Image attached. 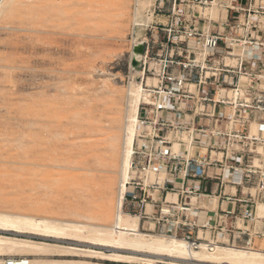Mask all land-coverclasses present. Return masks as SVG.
Instances as JSON below:
<instances>
[{
    "label": "rangeland",
    "instance_id": "obj_1",
    "mask_svg": "<svg viewBox=\"0 0 264 264\" xmlns=\"http://www.w3.org/2000/svg\"><path fill=\"white\" fill-rule=\"evenodd\" d=\"M155 3L146 13L153 18L145 14L139 18L144 25L137 26L147 40L165 20L153 13ZM136 7L135 0H15L0 12L1 210L114 221ZM209 9L202 14H212ZM82 10L90 13L81 23ZM40 11L50 12L44 22L37 20ZM146 77L158 83L155 76ZM254 122L251 134H258ZM123 226L140 231L124 217ZM258 248L264 249V241ZM70 258L122 264L87 255Z\"/></svg>",
    "mask_w": 264,
    "mask_h": 264
},
{
    "label": "built area",
    "instance_id": "obj_2",
    "mask_svg": "<svg viewBox=\"0 0 264 264\" xmlns=\"http://www.w3.org/2000/svg\"><path fill=\"white\" fill-rule=\"evenodd\" d=\"M234 1L156 0L153 13L169 18L168 25L156 26L166 36L143 42L141 68L158 83H146L149 101L137 118L124 208L143 224L153 221L155 232L181 236L191 249L258 248L264 241V217L256 218L257 202H264V5L257 3L264 0H250L246 8ZM211 6L215 16L203 15L201 9ZM224 9L236 15L223 18ZM212 24L217 32L209 30ZM221 53L236 62H217L214 57ZM124 78L130 81V74ZM251 121L261 126L258 135L251 136ZM208 150L224 151L233 163L226 169L227 182L248 189L241 198L226 195L238 206L223 210L213 224L200 222L199 213L210 209L193 204L194 196H214L202 195L198 186L207 177L206 167H223ZM214 175L223 178L222 172ZM26 257L0 256V264H32Z\"/></svg>",
    "mask_w": 264,
    "mask_h": 264
},
{
    "label": "bare ground",
    "instance_id": "obj_3",
    "mask_svg": "<svg viewBox=\"0 0 264 264\" xmlns=\"http://www.w3.org/2000/svg\"><path fill=\"white\" fill-rule=\"evenodd\" d=\"M14 1L0 0V12ZM154 1L135 0L137 13L132 33L133 48L136 44L147 40L141 36V31L137 30V26L144 25L139 22V18H142L147 12H151L150 7ZM91 5V3L85 4V6ZM207 8H211L209 10L214 12L213 16H215L216 11L213 6ZM57 10L61 11V9ZM201 12L206 13L205 9H201ZM81 13H83V16L80 17L82 23L86 20V13L90 12L87 10L85 13L82 10ZM146 15L150 20L152 16ZM151 15L153 14L151 13ZM37 16L39 22H44L50 17V12L40 11ZM95 23L96 29H99L97 21ZM249 50V47L244 49L247 54ZM135 57L140 60L143 58L142 55H136L134 49H131L130 81L127 86L128 110L124 123L120 181L114 221L110 224H96L0 209V256H28L31 258L32 264H101L70 258L81 255L122 264H264V249L236 247L230 244H217L214 251L207 250L205 245L201 249H191L181 236L155 232L153 231L155 229L153 221L142 224L139 215L125 210L126 195L131 189L129 186L132 173L131 155L137 133V118L141 105L149 101L145 89L146 83L148 85L151 83L150 79L146 77V71L142 70L141 73V70L132 64ZM140 73L142 80L137 81L136 78ZM259 128L261 129V127ZM254 135L258 134H251V136ZM180 146L181 143H175V150H179ZM187 146L191 147L189 144ZM204 199H208V197L194 196L193 204L199 206ZM257 207L258 215L264 216V202L258 201ZM123 217L127 226L138 228L140 231L124 227ZM10 232L16 236L8 235ZM202 232L203 229L200 228V235ZM34 237H41L42 240H35ZM48 239L66 241V243H52V241L48 242Z\"/></svg>",
    "mask_w": 264,
    "mask_h": 264
},
{
    "label": "crops",
    "instance_id": "obj_4",
    "mask_svg": "<svg viewBox=\"0 0 264 264\" xmlns=\"http://www.w3.org/2000/svg\"><path fill=\"white\" fill-rule=\"evenodd\" d=\"M250 3V0H235L233 2V4L237 7H244L246 8ZM258 4H262L264 5V1H257ZM219 14L221 15V17H226V16H234L236 15L235 14V11L233 10H227V9H224V10H220L219 11ZM165 20L164 21V24L168 25L169 23V18L166 17V16H163ZM203 23H199V27H202ZM206 26V29H207V24H205ZM218 26L215 25V24H212L210 25V31L211 32H217V28ZM152 33L149 35L148 37V40L152 43L153 41L154 42H158V41H162L165 39V36L166 34L161 31V30H158L156 28V26L154 28H152L150 30ZM224 47V43H221L220 45V48L223 49ZM214 59L223 64V63H229V64H234L236 61L234 58H228L226 57V55L223 53L221 54H218L216 57H214ZM252 123V121H251ZM250 123V131L252 129V125ZM254 124H256V122H254ZM258 125V124H257ZM260 127V125H258ZM257 133V132H256ZM253 134V133H252ZM264 135V134H263ZM261 147L258 148V150L260 149ZM207 153H213L216 155L217 159H220V160H223V167H206V172H207V177L206 179H203L202 182H200L198 184V186L200 187L201 189V193L202 195H214L213 197H208V199H204L201 201V204L199 206H202V207H208L210 209V211L207 213V212H201L199 213L200 214V222L201 223H208V224H213L215 223V221L217 220V215L218 214H221V212L223 210H227V209H231L232 207L234 206H238V204H234L233 201H230V200H226V195H236L237 197L241 198V197H244L245 196V192L248 191V189L246 188V186L244 188H242L241 186H234L232 184H229L227 181L229 179V177L226 175V169L229 165H232V161L229 160V159H225L224 158V151H221L220 153L218 152H211V150H208ZM226 156V154H225ZM239 159L243 162L246 161L245 158H242L239 157ZM217 172L219 173H223V178L222 177H219V176H216L214 174H216ZM162 175L165 174V171H162L161 172ZM220 179H223L222 180V183H221V180ZM203 197V196H202ZM260 202V201H259ZM257 217H264V216H259L258 215V207H257V210H256V218ZM130 222L132 220H129ZM143 224V223H142ZM263 226V222L262 221H259L258 219H256V227L257 228H261Z\"/></svg>",
    "mask_w": 264,
    "mask_h": 264
},
{
    "label": "water",
    "instance_id": "obj_5",
    "mask_svg": "<svg viewBox=\"0 0 264 264\" xmlns=\"http://www.w3.org/2000/svg\"><path fill=\"white\" fill-rule=\"evenodd\" d=\"M145 43H139V44H136L134 46V51L136 53V55H143L145 53ZM132 64L137 67V68H141V60L138 59L137 57H135L133 60H132Z\"/></svg>",
    "mask_w": 264,
    "mask_h": 264
}]
</instances>
